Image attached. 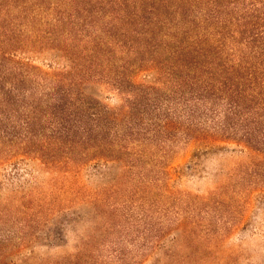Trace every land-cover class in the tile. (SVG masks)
Returning a JSON list of instances; mask_svg holds the SVG:
<instances>
[{"label": "rangeland", "instance_id": "obj_1", "mask_svg": "<svg viewBox=\"0 0 264 264\" xmlns=\"http://www.w3.org/2000/svg\"><path fill=\"white\" fill-rule=\"evenodd\" d=\"M0 3V264H264L263 158L233 143L132 140L117 162L81 150L45 164L56 82L17 62L53 72L70 61L31 46L7 57L18 12ZM88 93L126 104L104 80Z\"/></svg>", "mask_w": 264, "mask_h": 264}, {"label": "trees", "instance_id": "obj_2", "mask_svg": "<svg viewBox=\"0 0 264 264\" xmlns=\"http://www.w3.org/2000/svg\"><path fill=\"white\" fill-rule=\"evenodd\" d=\"M0 2L18 12L5 35L14 50L7 57L31 46L70 61L53 72L17 62L56 82L55 155L45 164L61 168L81 150L108 164L132 140L159 147L186 140L233 143L263 158L264 167V0ZM102 80L127 96L123 108L90 96Z\"/></svg>", "mask_w": 264, "mask_h": 264}]
</instances>
